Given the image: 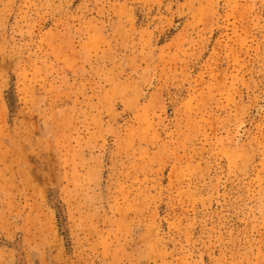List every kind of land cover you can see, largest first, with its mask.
<instances>
[{
	"label": "rangeland",
	"instance_id": "374dc122",
	"mask_svg": "<svg viewBox=\"0 0 264 264\" xmlns=\"http://www.w3.org/2000/svg\"><path fill=\"white\" fill-rule=\"evenodd\" d=\"M262 104L264 0H0V264H264Z\"/></svg>",
	"mask_w": 264,
	"mask_h": 264
},
{
	"label": "bare ground",
	"instance_id": "6f19581e",
	"mask_svg": "<svg viewBox=\"0 0 264 264\" xmlns=\"http://www.w3.org/2000/svg\"><path fill=\"white\" fill-rule=\"evenodd\" d=\"M147 96V92L145 93V96L144 98H146ZM264 108V104L258 106L255 110V115H258ZM243 138V135H242V132H238L237 136H236V139H235V143L236 144H239L240 141L242 140ZM224 185V177H222L218 183V187L221 188L222 186Z\"/></svg>",
	"mask_w": 264,
	"mask_h": 264
}]
</instances>
